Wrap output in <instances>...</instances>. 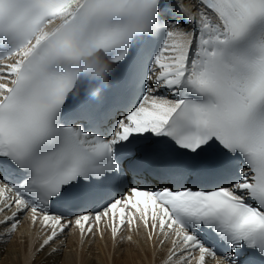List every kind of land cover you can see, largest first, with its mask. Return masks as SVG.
I'll return each mask as SVG.
<instances>
[{"label": "snow or ice", "instance_id": "obj_1", "mask_svg": "<svg viewBox=\"0 0 264 264\" xmlns=\"http://www.w3.org/2000/svg\"><path fill=\"white\" fill-rule=\"evenodd\" d=\"M0 213L264 264V0H0Z\"/></svg>", "mask_w": 264, "mask_h": 264}, {"label": "bare ground", "instance_id": "obj_2", "mask_svg": "<svg viewBox=\"0 0 264 264\" xmlns=\"http://www.w3.org/2000/svg\"><path fill=\"white\" fill-rule=\"evenodd\" d=\"M129 236L125 235L124 239L113 248L111 247V243L106 239H95L91 243L85 242L81 248L86 249L94 255L89 254L85 250L74 251V247L77 248L78 245L75 244L74 240L69 239L65 242L61 249V255L57 259L60 261V264H108L110 261L106 259L105 255L108 256L111 251L115 253L111 264H162V254H166V251L162 249L158 252L155 251V247L159 244L153 240L150 243L145 235V231L139 230L138 235L131 236V240L128 239ZM41 240L39 239L36 245L33 246L31 244L29 247L27 241L21 237L8 240L7 244L3 247L2 254H0V264H26L29 257L32 258L31 264H33V254ZM152 246L153 251H151ZM120 250H123L124 253L118 262L115 258L118 257ZM83 252L84 254L82 255ZM151 254L153 255V259L151 258ZM43 259V255L36 257L35 264H40Z\"/></svg>", "mask_w": 264, "mask_h": 264}, {"label": "rangeland", "instance_id": "obj_3", "mask_svg": "<svg viewBox=\"0 0 264 264\" xmlns=\"http://www.w3.org/2000/svg\"><path fill=\"white\" fill-rule=\"evenodd\" d=\"M122 249V248H121ZM74 251H77V252H79L80 250H85V251H87L86 249H82L81 247L79 248V247H74V249H73ZM89 254H93V253H91V252H89V251H87ZM119 254H118V257L117 258H115V260H117L118 262L120 261V257L123 255V253H124V251L123 250H120L119 252H118ZM84 254V252L82 253V255ZM94 255V254H93ZM114 255H115V253H113V252H111L110 251V253L108 254V256L107 255H105L107 258V260H109L110 262H108V264H111L112 263V261L114 260ZM112 260V261H111ZM31 262H32V258L31 257H29L28 258V260H27V262H26V264H31Z\"/></svg>", "mask_w": 264, "mask_h": 264}]
</instances>
